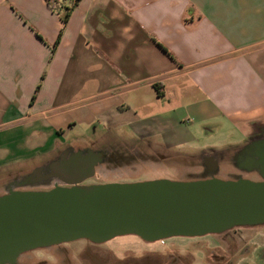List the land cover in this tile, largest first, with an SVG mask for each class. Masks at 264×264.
<instances>
[{
	"label": "crops",
	"instance_id": "1",
	"mask_svg": "<svg viewBox=\"0 0 264 264\" xmlns=\"http://www.w3.org/2000/svg\"><path fill=\"white\" fill-rule=\"evenodd\" d=\"M48 2L0 0V175L117 146L165 161L221 119L264 130V0H81L66 25Z\"/></svg>",
	"mask_w": 264,
	"mask_h": 264
},
{
	"label": "water",
	"instance_id": "2",
	"mask_svg": "<svg viewBox=\"0 0 264 264\" xmlns=\"http://www.w3.org/2000/svg\"><path fill=\"white\" fill-rule=\"evenodd\" d=\"M261 158L256 165L261 181L157 179L84 185L102 163V155L69 151L34 172L46 173L41 185L49 190L0 195V264H17L27 252L81 240L104 244L135 236L155 243L262 226L264 147ZM79 170L83 178L76 174Z\"/></svg>",
	"mask_w": 264,
	"mask_h": 264
},
{
	"label": "rangeland",
	"instance_id": "3",
	"mask_svg": "<svg viewBox=\"0 0 264 264\" xmlns=\"http://www.w3.org/2000/svg\"><path fill=\"white\" fill-rule=\"evenodd\" d=\"M191 131L196 139L183 147L185 151L177 150L169 155L165 153L168 159L164 161L159 157V153L153 154L150 148L139 145L127 147L129 151L142 154L144 159H136L128 165L118 167L107 164L106 168L105 164H100L95 168L96 179L88 180L84 185L125 184L157 179L173 181L206 179L200 177L204 169L199 157L210 151L226 157L219 163L218 178L237 180L240 178L234 176L238 167L233 157L239 153L240 147L246 141L264 135L263 129L255 131L254 127L249 128L248 134L244 128L230 119L192 127ZM98 132H107V129H99ZM68 141L71 142L72 139ZM242 174L243 179L261 181L258 177ZM1 176L3 175H0V195H4L9 186L12 187L16 180L26 175ZM256 237L261 239L260 241L264 239V225L235 228L221 235L173 238L156 243H146L135 236L120 237L104 244L81 240L50 249L27 252L19 258L17 264H174L172 263L174 258H170L171 256L181 260L175 264H252L247 256L248 251L253 250L252 244L256 242ZM221 256L227 261L218 263L215 259ZM260 257L261 259H258L261 261L258 264H264L261 255Z\"/></svg>",
	"mask_w": 264,
	"mask_h": 264
},
{
	"label": "flooded vegetation",
	"instance_id": "4",
	"mask_svg": "<svg viewBox=\"0 0 264 264\" xmlns=\"http://www.w3.org/2000/svg\"><path fill=\"white\" fill-rule=\"evenodd\" d=\"M264 147V135L261 136H255L252 139H249L246 141L245 144L240 147V150L238 151L237 155L233 157V160L236 161L237 163V173L234 174L237 175V178H243V174H248L252 175L255 177H258L260 180H262V173L256 168V165L259 163L262 154V148ZM99 155H102V163L105 164L107 168V164L109 166L113 165V167H118V166H124L132 163L133 161L142 160L144 159V156L139 153H135L132 151H129L128 148H123L120 146L110 148L107 150H103L102 152H95ZM216 152L210 151L208 153L203 154L202 156L199 157L201 160L202 166H203V172L200 174L201 178H218L219 176V163L224 161L226 159L225 156H218L215 154ZM70 157V155H68ZM197 156V155H195ZM198 157V156H197ZM100 165V164H98ZM97 165V166H98ZM96 166V167H97ZM109 168V167H108ZM82 173V174H81ZM76 174H81L79 177L83 178L85 175L83 174L82 171H76ZM144 175V174H143ZM142 175V176H143ZM46 176V173L41 172L39 174L32 173L30 175L22 177V179L16 180L12 187L9 186L6 193L9 192L10 190H14L13 187L17 188H30L33 187L35 189H22V190H43L42 185L44 182V178ZM97 174H96V169L94 171V174L91 178H87L86 180L83 181V184L91 179H96ZM30 179V180H29ZM220 179V178H219ZM29 180V181H28ZM28 181V182H27ZM150 181V180H149ZM40 188V189H38ZM173 239V238H172ZM170 240V239H167ZM113 241V240H112ZM166 241V240H163ZM162 242V241H159ZM147 243V242H146ZM156 243V242H155ZM170 258H174L172 260V263H178L181 260L178 257L171 256ZM218 263H224L227 261L225 257L221 256L219 258L215 259Z\"/></svg>",
	"mask_w": 264,
	"mask_h": 264
},
{
	"label": "trees",
	"instance_id": "5",
	"mask_svg": "<svg viewBox=\"0 0 264 264\" xmlns=\"http://www.w3.org/2000/svg\"><path fill=\"white\" fill-rule=\"evenodd\" d=\"M80 1L81 0H49L48 4H49V7L52 10L55 9L56 4H58V3H61L62 4V9H64L65 12H66V16H65V19H64V25H66L67 22H68V20H69V17L71 15V13L79 5ZM61 37H62V32H61V34L59 35V37L57 39V42L55 44V47H54L53 51L56 49V47L60 43ZM39 88H40V86L38 87L37 90H39ZM34 99H35V96H34Z\"/></svg>",
	"mask_w": 264,
	"mask_h": 264
}]
</instances>
